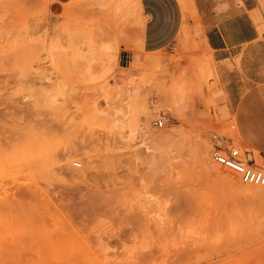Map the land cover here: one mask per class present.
Returning <instances> with one entry per match:
<instances>
[{
    "label": "rangeland",
    "instance_id": "1",
    "mask_svg": "<svg viewBox=\"0 0 264 264\" xmlns=\"http://www.w3.org/2000/svg\"><path fill=\"white\" fill-rule=\"evenodd\" d=\"M147 1L0 0V264H264V195L212 154L264 169V0L222 62L193 0Z\"/></svg>",
    "mask_w": 264,
    "mask_h": 264
},
{
    "label": "crops",
    "instance_id": "2",
    "mask_svg": "<svg viewBox=\"0 0 264 264\" xmlns=\"http://www.w3.org/2000/svg\"><path fill=\"white\" fill-rule=\"evenodd\" d=\"M143 8H150L147 0H141ZM200 23L204 32L205 41L214 52L215 59L219 62L236 56L246 45L256 42L260 34L249 15V7L239 6L234 0L224 2L220 0H193ZM147 9V10H148ZM148 12V13H147ZM145 21L147 47L153 36L154 26L158 19L154 12L147 11ZM264 88L255 91L249 102L257 101V118L264 121ZM245 102V104L248 103ZM244 104V105H245Z\"/></svg>",
    "mask_w": 264,
    "mask_h": 264
},
{
    "label": "bare ground",
    "instance_id": "3",
    "mask_svg": "<svg viewBox=\"0 0 264 264\" xmlns=\"http://www.w3.org/2000/svg\"><path fill=\"white\" fill-rule=\"evenodd\" d=\"M166 136H167V134L165 136H161L160 139L166 140V138H167ZM168 139H169V137L167 138V140ZM201 152H202V156H203V166H204V168L208 169V172H209V170H211V167L209 165V163H210L209 162V160H210L209 156H211L210 155L211 150L209 151L206 148H203V150L201 149ZM214 153H215V151L214 152L212 151V154H214ZM225 172L224 171H220V172L215 171V172H212V175L217 177V178H220L221 180H219V179L218 180L223 182L224 184H234L235 185L234 180H232V178H230L227 175V173H225ZM248 191L250 193L257 194V195H264V186H253V187H250V189ZM128 212H129V214L125 215L126 216L125 223L127 224V227L129 226V228H125L124 230H122V232L120 233V240L123 242H126V243L138 242L139 240L142 239V236L146 232L147 223H145V221H143V218L138 213L130 212V211H128ZM116 241H118V240H116ZM118 242H120V241H118Z\"/></svg>",
    "mask_w": 264,
    "mask_h": 264
},
{
    "label": "built area",
    "instance_id": "4",
    "mask_svg": "<svg viewBox=\"0 0 264 264\" xmlns=\"http://www.w3.org/2000/svg\"><path fill=\"white\" fill-rule=\"evenodd\" d=\"M155 126L163 128L165 119H157ZM213 158L217 164L239 174L243 183L251 186H264V169L255 168L250 161L243 158L238 149L223 153L221 148L216 145Z\"/></svg>",
    "mask_w": 264,
    "mask_h": 264
}]
</instances>
